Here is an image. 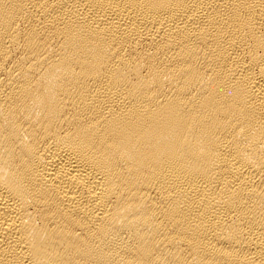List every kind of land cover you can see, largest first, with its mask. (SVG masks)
I'll list each match as a JSON object with an SVG mask.
<instances>
[{
	"label": "bare ground",
	"instance_id": "obj_1",
	"mask_svg": "<svg viewBox=\"0 0 264 264\" xmlns=\"http://www.w3.org/2000/svg\"><path fill=\"white\" fill-rule=\"evenodd\" d=\"M0 264H264V0H0Z\"/></svg>",
	"mask_w": 264,
	"mask_h": 264
}]
</instances>
